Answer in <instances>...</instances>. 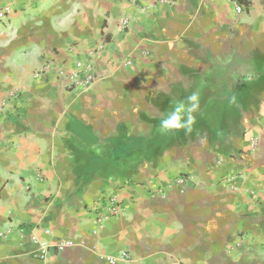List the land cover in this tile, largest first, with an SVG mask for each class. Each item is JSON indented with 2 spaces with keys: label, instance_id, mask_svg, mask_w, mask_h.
Instances as JSON below:
<instances>
[{
  "label": "crops",
  "instance_id": "1",
  "mask_svg": "<svg viewBox=\"0 0 264 264\" xmlns=\"http://www.w3.org/2000/svg\"><path fill=\"white\" fill-rule=\"evenodd\" d=\"M168 1L0 0V264H264V0Z\"/></svg>",
  "mask_w": 264,
  "mask_h": 264
},
{
  "label": "built area",
  "instance_id": "2",
  "mask_svg": "<svg viewBox=\"0 0 264 264\" xmlns=\"http://www.w3.org/2000/svg\"><path fill=\"white\" fill-rule=\"evenodd\" d=\"M231 1H233L234 3L237 14L241 15L242 13L245 12L246 10L245 4H243L241 1H238V0H231ZM157 3L167 4L169 3V1L168 0H157ZM10 12H11V9L9 7L0 8V21L6 19ZM121 22L125 27H130V25L132 24V20L127 16L123 17ZM130 62H131V59H127L125 61V64L126 65L130 64ZM98 72L99 71L96 66V62L93 58H91V60H88L86 62L80 61V60L76 61L74 69H72L69 72L61 71L59 76L63 77L66 81H69L72 86L75 83H80L79 81H81V84L88 86L94 82ZM36 75L39 77L40 72L37 73ZM20 95H21V91L15 89L13 91H10L7 94V96L3 97L0 100V115L3 114L7 110V107L10 105H12L14 109H16L17 107L16 101L19 99ZM184 181L185 179L183 177H179L177 183L182 184L184 183ZM151 194L155 198L164 197L165 191L163 189L153 190ZM104 202H106V208L102 211H99L96 217L99 223H102L105 219H108L111 215L122 213L124 211L119 201L115 197H109L108 200ZM34 241L37 242V239L34 238ZM70 244H72V242L61 240L60 243L57 245V247L61 249L64 246H67ZM44 254L45 252L43 250L42 255L38 253L36 254V256L43 257ZM120 257L126 260L129 258V253L127 251H123ZM108 262L111 264H114L116 262V258L108 257Z\"/></svg>",
  "mask_w": 264,
  "mask_h": 264
},
{
  "label": "clouds",
  "instance_id": "3",
  "mask_svg": "<svg viewBox=\"0 0 264 264\" xmlns=\"http://www.w3.org/2000/svg\"><path fill=\"white\" fill-rule=\"evenodd\" d=\"M198 111L199 95L197 93H192L182 100H173L169 110L160 120V131L167 133L185 130L190 133L196 123V113Z\"/></svg>",
  "mask_w": 264,
  "mask_h": 264
}]
</instances>
